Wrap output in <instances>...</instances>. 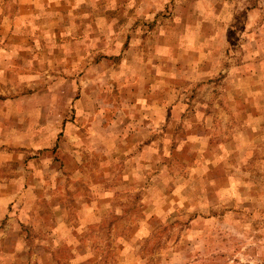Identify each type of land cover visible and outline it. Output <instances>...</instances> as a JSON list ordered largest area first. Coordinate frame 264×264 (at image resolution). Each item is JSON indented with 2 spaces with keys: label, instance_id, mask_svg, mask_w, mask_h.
Returning <instances> with one entry per match:
<instances>
[{
  "label": "rangeland",
  "instance_id": "obj_1",
  "mask_svg": "<svg viewBox=\"0 0 264 264\" xmlns=\"http://www.w3.org/2000/svg\"><path fill=\"white\" fill-rule=\"evenodd\" d=\"M0 264H264V0H0Z\"/></svg>",
  "mask_w": 264,
  "mask_h": 264
}]
</instances>
